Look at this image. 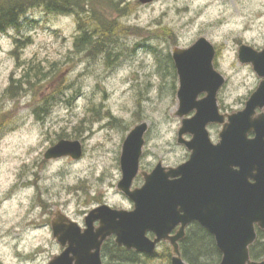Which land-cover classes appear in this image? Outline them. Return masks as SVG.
Masks as SVG:
<instances>
[{
	"label": "clouds",
	"instance_id": "obj_1",
	"mask_svg": "<svg viewBox=\"0 0 264 264\" xmlns=\"http://www.w3.org/2000/svg\"><path fill=\"white\" fill-rule=\"evenodd\" d=\"M201 41L212 51L209 67L220 80L224 131L262 84L241 49L264 54V0H0V264H53L65 252L77 264L55 223L75 225L84 235L93 209L136 211L130 191L121 187L120 161L137 123L148 127L149 143L138 158L152 173L159 166L169 182L182 178L168 173L190 162L194 134L181 132L191 120L178 114L181 75L165 73L163 65ZM208 96L200 91L195 100ZM261 116L264 106H256L249 119ZM221 133L211 145L221 144ZM245 136L254 141L257 132ZM70 137L79 141L78 155L50 154ZM232 170L241 171L237 164ZM256 175L252 169L250 185ZM101 226L99 218L92 220L94 234ZM96 239L99 247L90 253L99 264H134L119 253L136 247L120 243L117 233ZM210 246L198 232L177 261L210 264ZM157 251L164 264L170 250ZM255 264H264V242Z\"/></svg>",
	"mask_w": 264,
	"mask_h": 264
},
{
	"label": "water",
	"instance_id": "obj_2",
	"mask_svg": "<svg viewBox=\"0 0 264 264\" xmlns=\"http://www.w3.org/2000/svg\"><path fill=\"white\" fill-rule=\"evenodd\" d=\"M211 55V49L203 41L190 51L172 53L176 74L179 71L182 82L178 114H184L182 120L191 119L184 122L181 132L194 134L191 142V138H184L185 143L190 142L188 147L194 149L190 162L168 173L181 175L182 178L169 182L159 166L153 173L140 171L141 156L138 158V155L139 150L142 153L148 127L142 123L136 125L137 130L126 142L120 161L124 171L121 187L130 191L128 195L136 202V211L127 214L116 213L106 207L93 209L94 212L87 218L89 227L84 235H80L75 225L64 228L63 225L54 224L61 242L70 243L68 251L76 255L77 264H99L97 256L91 254L90 249H98L97 236L103 237L112 232L118 234L120 243L130 248L136 247L131 251L148 256L155 254L159 243L166 242L171 247L170 264H179V243L185 238L186 228L193 223L213 237L221 254L218 264H255L250 258L249 247L256 240V229L264 232V116L256 121L250 120L249 116L254 107L264 106V54L256 55L248 49H241V59L253 61L254 71L262 79V84L245 112L231 116V123L224 131L221 116L227 118V114H220L218 105L215 107L214 104V94L216 92L217 95L220 90V80L209 67ZM205 90L209 92L208 98L196 102V95ZM193 108L198 110L197 115ZM192 112V117L184 118ZM207 122L208 125L222 127L218 135L220 138L223 131L220 145H211L209 133L207 137L204 132ZM250 129L257 132L254 141L246 139L245 134ZM78 143L61 140L50 154L66 152L72 158L71 154L79 153ZM233 164L239 165L241 171H233ZM252 169L257 170V175L253 177L257 181L255 185L247 182ZM139 174L143 184H146L143 188L132 189ZM177 205L181 206L179 211ZM180 211L184 212L183 216ZM117 216L120 218L118 222ZM97 218L102 221V226L94 234L91 224ZM253 221L259 222L252 224ZM148 234H152L153 239ZM53 264H71L68 253L65 252ZM180 264H183L182 258Z\"/></svg>",
	"mask_w": 264,
	"mask_h": 264
},
{
	"label": "rangeland",
	"instance_id": "obj_3",
	"mask_svg": "<svg viewBox=\"0 0 264 264\" xmlns=\"http://www.w3.org/2000/svg\"><path fill=\"white\" fill-rule=\"evenodd\" d=\"M52 53H55L56 52V48H52L50 50ZM163 71L165 73H168V74H171L172 76H175L176 75V72H175V68L173 66V62H172V58H171V55L168 57L167 61H165L164 65H163ZM259 79V82L261 81V79L258 77ZM22 85V83H21ZM258 86V85H257ZM220 91L221 89L219 90V92L217 93V105H218V110L220 112V114H226V111L225 109L220 105L219 103V95H220ZM178 105L172 109L173 113L177 112L178 111ZM194 114V112L188 114L187 116H185L184 118H190L192 117ZM115 123V121L113 122ZM141 123H137V125H139ZM136 126V125H135ZM207 131L209 133V138H210V141L212 143H215L217 139H219L218 135H219V132L221 131V126L220 125H215V124H210L207 126ZM186 140H189L190 137L188 136H185L184 137ZM62 140H67V141H78L75 137H70V138H67V139H62ZM61 141V140H60ZM144 146L142 148V152L149 146V143H148V130L147 132L145 133L144 135ZM79 142V141H78ZM140 171H144V172H147V173H150L151 169L150 168H147L144 164H143V157L141 155V158H140ZM143 184V178L142 176L139 174L134 182H133V185H132V189L134 188H139L141 187ZM164 248V249H167L166 246H162L161 249ZM167 253V251H165V254ZM165 254L163 256V260H164V264H169V261L168 260H165ZM154 259H158L159 261L161 260V253L159 251H157V255L155 256ZM153 259V260H154ZM151 260V261H153ZM149 264H159V261H153Z\"/></svg>",
	"mask_w": 264,
	"mask_h": 264
},
{
	"label": "trees",
	"instance_id": "obj_4",
	"mask_svg": "<svg viewBox=\"0 0 264 264\" xmlns=\"http://www.w3.org/2000/svg\"><path fill=\"white\" fill-rule=\"evenodd\" d=\"M86 42H87V37H84L81 40L80 45L83 46V44H85ZM198 232L204 233L209 238L210 245H211L210 248H209V255L215 257L214 259H212L210 261V264L219 263V261L221 259V254L219 253V251L217 250V248L215 246V242H214L213 237L205 229H203L202 227H200L196 223L190 225L189 228L186 230L185 238L183 239V241L181 242V244L179 246L181 256H182L183 253H186L188 251V249H186L184 246L189 243V240H190L191 236H194ZM256 234H257L256 240L253 243V245L250 246V248H249L250 258L252 260H255V254H256L257 248H259L261 246L262 242H264V232L261 231V230L256 229ZM119 255L123 256L124 255V251H121L119 253ZM127 256L131 257L133 259L134 263H136V253L132 254V252H131L130 254H127ZM169 256H170V252L167 251V255H166V257H164L165 260H169ZM138 262H139V260H138Z\"/></svg>",
	"mask_w": 264,
	"mask_h": 264
},
{
	"label": "flooded vegetation",
	"instance_id": "obj_5",
	"mask_svg": "<svg viewBox=\"0 0 264 264\" xmlns=\"http://www.w3.org/2000/svg\"><path fill=\"white\" fill-rule=\"evenodd\" d=\"M59 225H63L64 226V228H66L67 226L63 223V222H57ZM189 228V226L186 228V230ZM148 237H150L151 239H153V235L152 234H148ZM183 241V240H182ZM181 241V242H182ZM181 242L179 243V246H180V244H181ZM162 246H166L167 247V250H170V256H169V264H170V260H171V257H172V254H171V247H170V245L168 244V243H166V242H161V243H159L157 246H156V252H155V254L153 255V256H148V255H145V254H140V253H136V252H134V251H128V252H124V255L123 256H125V254L127 255V254H130L131 252H132V254H135L136 253V257H138L139 259V262H136V263H134V264H148V263H150V261L151 260H153L154 258H155V256L157 255V250L158 249H161V247ZM165 254V253H164ZM166 255H167V253L165 254V257H166ZM103 256V250H101V257ZM153 261H159L158 259H154ZM153 261H151V262H153Z\"/></svg>",
	"mask_w": 264,
	"mask_h": 264
}]
</instances>
